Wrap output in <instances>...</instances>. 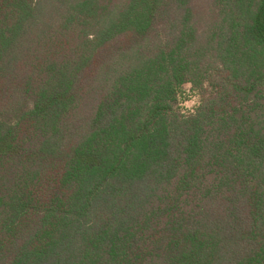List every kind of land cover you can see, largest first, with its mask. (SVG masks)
<instances>
[{
    "label": "trees",
    "instance_id": "1",
    "mask_svg": "<svg viewBox=\"0 0 264 264\" xmlns=\"http://www.w3.org/2000/svg\"><path fill=\"white\" fill-rule=\"evenodd\" d=\"M0 264H264V0H0Z\"/></svg>",
    "mask_w": 264,
    "mask_h": 264
},
{
    "label": "rangeland",
    "instance_id": "2",
    "mask_svg": "<svg viewBox=\"0 0 264 264\" xmlns=\"http://www.w3.org/2000/svg\"><path fill=\"white\" fill-rule=\"evenodd\" d=\"M200 102V95L190 84H185L178 93L175 108L183 115L192 114Z\"/></svg>",
    "mask_w": 264,
    "mask_h": 264
}]
</instances>
